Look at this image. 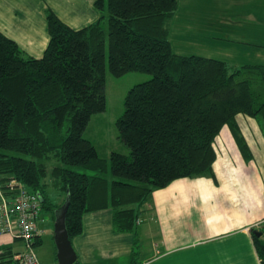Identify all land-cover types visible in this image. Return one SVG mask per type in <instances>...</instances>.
I'll return each instance as SVG.
<instances>
[{
  "label": "trees",
  "instance_id": "1",
  "mask_svg": "<svg viewBox=\"0 0 264 264\" xmlns=\"http://www.w3.org/2000/svg\"><path fill=\"white\" fill-rule=\"evenodd\" d=\"M94 6L100 19L80 30L47 12L49 43L40 59L25 57L0 34V191L17 194L6 189L15 179L35 197L38 223L43 211L54 220L67 202L70 241L81 234L84 213L106 208L116 231H133L153 190L212 174L221 127L248 157L234 117L264 119V67L231 69L171 52L175 0H96ZM106 61L114 77L150 76L128 91L116 123L128 154L112 152L109 160L84 137L91 117L105 111ZM50 190L63 196L60 204ZM250 234L264 264V226ZM12 255L0 253V264H11Z\"/></svg>",
  "mask_w": 264,
  "mask_h": 264
},
{
  "label": "crops",
  "instance_id": "2",
  "mask_svg": "<svg viewBox=\"0 0 264 264\" xmlns=\"http://www.w3.org/2000/svg\"><path fill=\"white\" fill-rule=\"evenodd\" d=\"M95 1L0 0V34L25 57L40 59L49 43L46 13L80 30L100 19ZM175 6L167 29L174 55L215 59L231 69L264 67V0H175ZM255 119L234 117L248 157L224 125L213 142L212 174L153 190L133 231H116L110 208L84 213L82 232L71 239L77 263L259 264L250 230L264 226V138ZM52 198L60 204L63 196ZM43 226L40 220L37 244ZM148 239L145 249L141 242ZM7 249L17 264L14 256L22 250L0 253Z\"/></svg>",
  "mask_w": 264,
  "mask_h": 264
},
{
  "label": "rangeland",
  "instance_id": "3",
  "mask_svg": "<svg viewBox=\"0 0 264 264\" xmlns=\"http://www.w3.org/2000/svg\"><path fill=\"white\" fill-rule=\"evenodd\" d=\"M150 79V76L145 73H128L122 77H114L109 73L107 61L105 72V99L106 107L105 111L99 114H95L91 117L88 126L85 130L84 137L90 140L96 148L98 155L101 158L109 160L112 152L121 154H128V149L124 146L118 137L117 120L121 117L124 111V99L128 91L137 84L146 82ZM255 122L258 125L260 134L264 138V119L257 117ZM26 157V156H25ZM48 166L53 167L54 164L47 162ZM261 177L263 179L264 186V159L259 162ZM79 173H88L93 175L94 172H89L83 168H72ZM95 174V173H94ZM105 175V174H104ZM112 178L109 173L108 175ZM115 180H117L115 178ZM134 183V182H133ZM52 196L53 190H50ZM52 215L48 211H43L41 215V221H43L45 233L42 238V242L34 246V253L41 263L53 264L56 262V247L53 240V220ZM43 219V220H42ZM143 248H148L150 245L148 241L141 242ZM11 247L14 252L24 250L23 243L15 242L7 238H0V251L3 248Z\"/></svg>",
  "mask_w": 264,
  "mask_h": 264
},
{
  "label": "built area",
  "instance_id": "4",
  "mask_svg": "<svg viewBox=\"0 0 264 264\" xmlns=\"http://www.w3.org/2000/svg\"><path fill=\"white\" fill-rule=\"evenodd\" d=\"M6 189L17 191V194L7 198L0 191V235L23 243L24 250L15 254V263L43 264L34 253V240L43 233L37 228L39 205L35 197L29 195L15 179L7 183Z\"/></svg>",
  "mask_w": 264,
  "mask_h": 264
},
{
  "label": "water",
  "instance_id": "5",
  "mask_svg": "<svg viewBox=\"0 0 264 264\" xmlns=\"http://www.w3.org/2000/svg\"><path fill=\"white\" fill-rule=\"evenodd\" d=\"M66 211L67 202L54 213L53 240L58 264H74L77 260L65 226Z\"/></svg>",
  "mask_w": 264,
  "mask_h": 264
}]
</instances>
